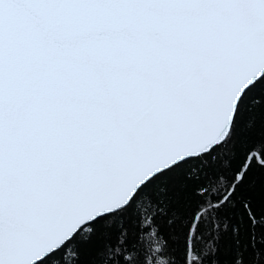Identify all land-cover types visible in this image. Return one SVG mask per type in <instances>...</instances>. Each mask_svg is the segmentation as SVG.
Instances as JSON below:
<instances>
[{
	"label": "snow or ice",
	"instance_id": "obj_1",
	"mask_svg": "<svg viewBox=\"0 0 264 264\" xmlns=\"http://www.w3.org/2000/svg\"><path fill=\"white\" fill-rule=\"evenodd\" d=\"M0 264H264V0H0Z\"/></svg>",
	"mask_w": 264,
	"mask_h": 264
}]
</instances>
